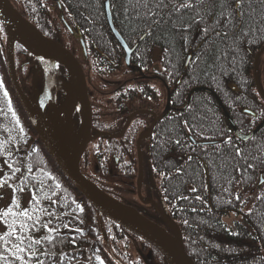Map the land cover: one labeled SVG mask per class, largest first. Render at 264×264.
Here are the masks:
<instances>
[{"label": "trees", "instance_id": "1", "mask_svg": "<svg viewBox=\"0 0 264 264\" xmlns=\"http://www.w3.org/2000/svg\"><path fill=\"white\" fill-rule=\"evenodd\" d=\"M15 2L45 36L71 52L63 32L77 41L95 75L111 78L120 68L145 74L152 69L154 48L160 51L161 72L155 75H164V107L169 109L154 125L146 148L166 213L194 264H264V101L252 76L255 54L264 47V0H190L191 8L179 10L173 5L182 0H163V5L160 0H110L114 27L132 50L129 66L109 29L105 0ZM3 39L0 24V201L9 194L0 213L9 208L15 213L0 216V237L5 238L0 264H131L126 248L133 241L164 261L150 244L100 214L58 168L10 84ZM14 52L34 62L25 70L32 85L40 75L35 59L19 45ZM118 93L117 104L146 99L136 108L160 99L145 82ZM116 102V118L108 123L94 111L95 132L121 131L125 120L119 111L126 107ZM145 121L138 114L123 137L92 142L104 174L110 162L117 167L135 159ZM17 244L23 252H15Z\"/></svg>", "mask_w": 264, "mask_h": 264}, {"label": "water", "instance_id": "2", "mask_svg": "<svg viewBox=\"0 0 264 264\" xmlns=\"http://www.w3.org/2000/svg\"><path fill=\"white\" fill-rule=\"evenodd\" d=\"M104 8L109 29L124 50L125 63L129 65L132 50L128 48L114 27L110 0H105ZM0 23L6 36L5 59L11 86L22 108L34 125L44 148L74 188L104 217L156 248L168 264H194L185 252L178 227L170 218L164 216L161 210L160 212L174 232V237L159 225L145 218L134 207L128 206L106 194L80 171L81 158L91 141L102 136L120 138L136 114H150L154 117L153 122L148 130L138 136L136 141L138 157L137 195L141 200L140 141L149 136L154 124L161 117H157L149 110H138L129 115L120 134L113 135L107 132H98L93 136L92 113L86 79L83 69L74 55L60 43L42 34L9 0H0ZM15 44L20 45L32 55L42 69L43 87L41 93L32 101L22 91L16 76L13 60ZM262 51H264V47L257 51L254 57L252 76L257 93L264 101V94L256 77L257 59ZM56 64H60L66 69L68 82L59 77ZM59 89L64 92L65 97L57 105V91ZM46 107L49 109L47 118L45 116ZM76 107H78L80 115L78 130L72 124L71 118ZM168 109L169 105L167 104L162 116ZM61 115H64L65 121L64 125L62 124V133L58 131V125L61 124ZM238 137L241 139L247 138L239 134ZM108 250L112 254L109 247Z\"/></svg>", "mask_w": 264, "mask_h": 264}, {"label": "rangeland", "instance_id": "3", "mask_svg": "<svg viewBox=\"0 0 264 264\" xmlns=\"http://www.w3.org/2000/svg\"><path fill=\"white\" fill-rule=\"evenodd\" d=\"M14 3L15 0H12ZM16 3V2H15ZM17 8H21L20 4L16 3L15 5ZM18 9V10H19ZM53 15H58V11L52 10ZM51 16V17H52ZM54 24L56 25L57 29H60V34H62L63 30L57 20H54ZM64 37H62V40L64 44L68 46L72 50L75 56L80 60V62L84 65V73L87 79L88 89H89V96L91 101V106L96 110L98 109V114L102 115V122L105 120L111 121V118H116V105L113 102H116L114 97L119 94L121 90H123L126 87H129L132 85L130 82V78L133 76L131 74L130 70L129 72L124 71L123 68H120L119 70L115 71L113 74L110 75L111 78H104V76L95 75L93 70L90 68V62H86L82 60L81 55V48L78 45L77 41H74V39L70 36H68L67 33H64ZM2 47L4 51V45H5V39L2 40ZM152 69L150 71H145V74L147 75H154L155 73L161 72V53L157 48H154V51L152 53ZM14 61H15V67H16V74L20 81L21 85L25 90L28 92H31L30 90V77L29 75H25L26 71L31 67H33V61L27 57L26 55H23L22 53H15L14 52ZM24 64V65H23ZM27 64V65H25ZM256 77L257 81L259 83L260 89L264 93V51L259 55L257 59L256 64ZM26 70V71H25ZM25 75V76H24ZM28 78V80H27ZM29 84V86L27 85ZM151 84L154 86L155 89H158V91H161L162 95H164L165 90L162 88V86L158 82H151ZM119 90V91H118ZM117 91V92H116ZM115 93V94H113ZM116 98V97H115ZM118 101V100H117ZM120 101V99H119ZM118 101L117 105L126 107L129 111L132 109L138 107V105H146V99L141 98V96L137 97V101H131L126 100L123 101L122 104ZM127 110V112H128ZM126 116V114H124ZM125 119V118H124ZM108 123V122H107ZM95 144H90L88 146V149L84 155V159L82 160V172L87 175L91 180H93L98 185H106L107 188H111L112 193L114 195L115 191L119 189L121 197L124 195L132 197V201L136 199V192L134 190V186L131 187L129 182L130 180L128 178L122 177L121 174L116 170V168L113 166V162L109 163V168L112 171L111 174L106 178L105 180L101 174V172H98L97 169H99V164L95 157ZM143 187L147 188V194L145 190L141 194L143 201H153L158 207L165 210V206L163 203V200L161 198L157 181L154 182L152 175H151V169L149 165V160L147 158V155L145 154L143 157ZM127 185L131 188V190L127 188ZM130 193V194H128ZM8 196L9 194L6 192L4 196L2 197L0 201V211L3 208L5 204L8 202ZM125 197V196H124ZM123 197V198H124ZM127 199V198H125ZM0 230H1V224H0ZM109 248L114 252L113 244L109 245ZM138 251L143 254L145 258H147L148 262L147 264H166L164 261L159 258L156 253L152 252V250L144 245V243H139L136 241L128 242L127 248H126V254L128 256L127 263L131 264H143L139 261ZM119 255V254H117ZM120 256V255H119ZM150 257V258H149ZM124 262V261H122ZM126 262V261H125Z\"/></svg>", "mask_w": 264, "mask_h": 264}, {"label": "flooded vegetation", "instance_id": "4", "mask_svg": "<svg viewBox=\"0 0 264 264\" xmlns=\"http://www.w3.org/2000/svg\"><path fill=\"white\" fill-rule=\"evenodd\" d=\"M57 68H58V71H59V74H60L61 78L64 81L67 82L68 81V78L65 75V73L63 72V70L60 69L61 67L59 65H57ZM130 82L132 84H136L137 82H140V83L145 82L146 83V86H152V87H154V86L151 84V82H158L162 86V88L164 89V75L163 74L160 75V76L157 75V74L156 75L155 74L154 75L140 74L139 76L133 75L130 78ZM155 90H156L157 94L159 93L158 95H159L160 99H156V100L149 99V101L151 103H153L151 106H149V107L148 106H145V107L136 108V109H133L132 111H134V110H150V111L154 112L156 114V116H159L163 112V110H164V95H162L161 91H158V89H155ZM31 93H32V91H31ZM64 97H65L64 92L59 89L57 91V105H59L61 103V101L64 99ZM45 110H46L45 112L47 113L49 111L48 107H46ZM127 110L128 109L126 108L124 110H121V111L118 110V111L123 116L124 114L127 113ZM94 111H95V109L92 107L93 114H94ZM132 111L129 112V114L132 113ZM93 114H92V125H93V120H94ZM128 115H126V118H127ZM141 115H145L146 121H145V123L142 126L143 129L138 132L137 138H138V136H139L140 133H142V132H144V131H146V130L149 129L151 123L154 120V117L152 115H150V114H141ZM71 118H72V123L76 127L79 126L80 117H79L78 108H76L72 112ZM64 123H65V121H64V115H61V124L58 125V131L60 133L63 132V125H64ZM152 131H153V129H152ZM152 131H151V133H152ZM151 133L149 134V136L151 135ZM148 137L140 141V154H141L142 171H143V160H144L143 157H144L145 154L147 155L146 145L148 144V141H149V138ZM137 138H136V140H137ZM135 145H136V141H135ZM129 158H132V156L130 155ZM147 158H148V156H147ZM114 167L115 168L121 167V170H117L119 172V174H121L122 177L128 178L130 180L129 184H130L131 187L134 186V190L136 192V199L134 201H132V197L127 196V195H124L125 196V197L123 196L124 198L121 197L120 195H118L120 193L119 189H117V191H115V194L116 195H114L112 193V191H111L112 189L109 188L110 194L112 196H114V198H116L117 200H120L122 202H125V203H128V204L134 206L145 217H147L148 219L152 220L153 222H155L158 225H160V226L164 227L165 229H167L166 228V225H165V220H164L162 214L160 213L157 205L153 201H148V200H147V202H152L153 204L152 203H148V204L142 203L138 199V197H137V178H138V157H137V152H136L135 159L132 158V160L129 161L128 163H126L125 161H122L120 164H117V167H116V163H115V166ZM127 167H129V168L127 169ZM97 171L102 173V177L105 180H107L106 178L109 176V174L112 173V171L110 170V168L107 171L108 175L104 174L105 171H101L100 168L97 169ZM151 175H152V178H153L154 182L156 183L157 179L154 177L152 171H151ZM156 184H157L158 189H159L158 182ZM127 188H128V190L129 189L131 190V188L128 185H127ZM140 190H141V194L144 192L143 190H145V192L147 194V190L148 189L145 188V187H143V176H142V179H141V189ZM128 194H130V193H128ZM160 195H161V193H160ZM125 198H127V199H125ZM163 203H164V201H163ZM164 206H165V204H164ZM161 210L164 213H166L164 209H161Z\"/></svg>", "mask_w": 264, "mask_h": 264}, {"label": "snow or ice", "instance_id": "5", "mask_svg": "<svg viewBox=\"0 0 264 264\" xmlns=\"http://www.w3.org/2000/svg\"><path fill=\"white\" fill-rule=\"evenodd\" d=\"M161 5H163V0H160ZM145 6L147 7V4H145ZM193 5L190 3V0H182V2L177 6V5H173L174 10H179V8H191ZM5 97L7 96V92L4 93ZM9 108L11 109V105L9 104ZM13 116H15V113H13ZM57 187H59V185H57ZM13 203H15V201H13ZM9 214L15 215V213L12 212V209L9 208L7 212L4 213H0V216H7ZM20 215L24 216L27 215L26 212H21ZM9 227L11 228L12 225H9ZM21 227H23V225H21ZM8 235H13V232H9ZM17 239H20L19 237H16ZM5 239L4 237H0V240ZM36 243H39V241H36ZM24 248L20 246V244H17L15 246V252L19 253V252H23ZM15 254V253H14Z\"/></svg>", "mask_w": 264, "mask_h": 264}]
</instances>
